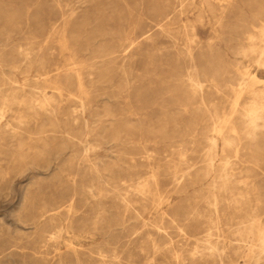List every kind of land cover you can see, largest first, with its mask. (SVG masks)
Masks as SVG:
<instances>
[{
	"label": "rangeland",
	"instance_id": "rangeland-1",
	"mask_svg": "<svg viewBox=\"0 0 264 264\" xmlns=\"http://www.w3.org/2000/svg\"><path fill=\"white\" fill-rule=\"evenodd\" d=\"M263 32L264 0H0V264H222L207 240L243 263L228 226L257 204L264 226V131L251 146L242 117Z\"/></svg>",
	"mask_w": 264,
	"mask_h": 264
},
{
	"label": "bare ground",
	"instance_id": "bare-ground-1",
	"mask_svg": "<svg viewBox=\"0 0 264 264\" xmlns=\"http://www.w3.org/2000/svg\"><path fill=\"white\" fill-rule=\"evenodd\" d=\"M182 16V14H181ZM258 32V31H257ZM264 33V32H263ZM258 38V37H257ZM188 39V38H187ZM249 40L252 41V45L254 44L255 45V51L258 50L257 48V39L255 36L253 35H250ZM194 40V39H193ZM256 40V41H255ZM259 42V41H258ZM264 43V41H262ZM193 43V42H192ZM5 50V49H4ZM243 54V53H242ZM246 54V53H244ZM248 54V52H247ZM258 54V53H257ZM259 58H260V61L262 63V66H264V45L261 47V50H260V54H259ZM248 59V58H247ZM260 64V63H259ZM245 73V72H244ZM243 73V74H244ZM260 81H263V80H260ZM188 84H190L191 88L193 89V93L195 95H197L198 93V90H200L201 92L203 91V88H204V85L201 81H199L198 79L195 78L194 75H191L189 76L188 78ZM249 85H250V82L249 80L245 79L244 77H242L240 80H239V92L242 94L244 93V91L248 90L249 88ZM190 88V89H191ZM236 89V88H235ZM238 89V88H237ZM200 92V93H201ZM240 94V95H241ZM243 95V94H242ZM251 95V94H250ZM255 95V94H254ZM200 96V95H199ZM255 97V96H253ZM259 97V96H258ZM195 98V97H194ZM199 98V97H198ZM241 98V96H240ZM257 98V97H256ZM254 99V98H253ZM201 100L204 101L205 100V97L203 95V92L201 93ZM240 100V99H238ZM259 100V99H258ZM238 103V102H237ZM235 104V103H233ZM205 107V106H204ZM231 111H234L231 110ZM233 113V112H232ZM243 113V112H242ZM216 114V113H215ZM230 115V114H229ZM242 115V114H241ZM211 116V115H210ZM216 116V115H214ZM225 116V115H224ZM223 116V117H224ZM235 116V115H234ZM241 117V116H240ZM246 121L245 122V126H246V138L249 142V144H251V146H256V143H257V140L259 139V134L260 132L264 131V97L262 98V102L259 103L257 102V100H253L251 102V105L249 106V108H247L243 114V116ZM228 118V117H227ZM236 118V117H235ZM216 118L214 117V120ZM218 119V118H217ZM226 119V118H225ZM223 120V119H222ZM230 120H231V117H230ZM243 120V119H242ZM241 120V121H242ZM217 121V120H216ZM233 121V119H232ZM240 121V122H241ZM218 122V121H217ZM223 122V121H221ZM228 122V120H227ZM214 123V122H213ZM216 123V122H215ZM232 123V122H231ZM219 124H221L219 122ZM223 124V123H222ZM230 125V124H229ZM218 126V125H216ZM225 126V125H224ZM231 126V125H230ZM244 126V125H243ZM242 126V127H243ZM227 127V126H226ZM233 127V126H232ZM217 128V127H216ZM231 128V127H230ZM229 129V128H228ZM232 129V128H231ZM234 129V128H233ZM241 130V129H240ZM224 131V130H223ZM228 132V131H227ZM218 134V133H217ZM220 134H222L220 132ZM235 134V133H234ZM219 135V134H218ZM223 135V134H222ZM231 135V133H230ZM221 136V135H220ZM235 136V135H234ZM227 137V135L225 136ZM229 138V137H227ZM223 139V138H222ZM211 140V139H209ZM231 139H228V141H230ZM234 140V139H233ZM209 142V141H208ZM224 142V141H223ZM227 143V142H226ZM234 143V142H233ZM225 144V143H224ZM239 144V143H238ZM228 145H229V142H228ZM232 145V144H231ZM230 145V146H231ZM235 145V143H234ZM225 146V145H224ZM223 146V147H224ZM217 147V144H216V141L215 140H212V144H210V147L209 148V153L212 154V152L216 149ZM233 147V146H232ZM218 148V147H217ZM237 150V149H236ZM217 151V150H216ZM205 152V151H204ZM238 152V151H237ZM209 153H207L209 155ZM215 153V151L213 152V154ZM218 155V154H217ZM214 157V156H212ZM217 157V156H216ZM215 157V158H216ZM208 160V159H207ZM211 163L213 164L215 159H210ZM209 162V163H210ZM231 163L229 160H226L224 162V165H223V169H222V174L221 175H218L214 181L212 182V186H211V194H212V198H213V206L216 210H218L219 208V205L221 203V200L222 198L224 197V201L225 200H230L231 198H234L236 195L235 193L231 192L229 193V190H228V184L230 183L233 175L230 174L229 172V168L231 167L230 166ZM208 166V165H206ZM210 166V165H209ZM221 167V166H220ZM208 169V168H207ZM210 169V168H209ZM213 169V167H212ZM208 172V171H207ZM247 173V172H246ZM212 174V173H211ZM247 177V176H246ZM205 178H206V175H205ZM208 179V178H207ZM177 182V181H176ZM231 184V183H230ZM229 184V185H230ZM232 186V185H231ZM232 188V187H231ZM244 189V188H243ZM232 191V190H231ZM248 191V190H247ZM243 192V191H242ZM240 192V194L238 195V198H239V202H241L240 200L244 199L245 198V195ZM144 194V193H143ZM237 197V196H236ZM163 198V197H162ZM238 198H237V201H238ZM257 198V197H256ZM235 199V198H234ZM259 199V198H258ZM233 200V199H232ZM232 200L230 202H232ZM234 201V200H233ZM245 201V200H244ZM261 201V200H259ZM169 203V202H168ZM223 203V202H222ZM236 204V203H235ZM244 204V203H243ZM249 203H247L248 205ZM237 205V204H236ZM241 205V204H240ZM245 205V204H244ZM240 207V206H239ZM244 207V206H243ZM244 209H247V208H244ZM249 209V208H248ZM252 210V209H251ZM249 211V210H248ZM261 211V207L259 204H257V207L255 209H253V212H251L250 214L247 215V218L249 219L247 224L245 222V220H243L242 217H240V222L236 225H229V232H233L231 237L233 235H236L238 237H240L239 239H236L235 241L238 242V250L235 251L236 254H239L240 250H242V258L244 259V262L241 263V262H237L235 264H262L264 262V226L263 228L259 229V226L262 225V221L260 219V214L259 212ZM250 212V211H249ZM243 213V211H242ZM245 213V212H244ZM237 214V212H236ZM240 215V214H238ZM239 218V217H238ZM211 221V220H210ZM237 221V220H235ZM220 223V222H219ZM146 224V223H145ZM229 224V223H228ZM245 230V231H244ZM164 233V232H163ZM242 233H249V235H247V237L243 238V234ZM255 233H258L257 237H258V245L259 246V249L258 251H255L253 247L254 245V241H253V238L255 237ZM211 235V233H210ZM208 236V235H207ZM207 238V237H206ZM233 239V238H232ZM235 239V238H234ZM206 241V240H205ZM202 243V242H201ZM204 244V243H203ZM205 248H204V252H202L203 255H206L207 257L210 256L211 258L213 257V254L216 253L219 255V260L222 262L223 264V257L222 255L225 253V249L223 248H219L218 246H213L210 248L211 244H210V241L207 240L206 241V244H205ZM231 246V245H230ZM181 247V246H180ZM170 248V247H169ZM246 249H248L249 251V254H247L246 252ZM256 249V248H255ZM208 251V252H206ZM234 252V253H235ZM241 253V252H240ZM175 258H179L178 256H176ZM215 259V258H214ZM152 260V259H151ZM218 260V261H219ZM225 260V259H224ZM226 261V260H225ZM150 262V261H149ZM184 263V262H183ZM154 264V263H153Z\"/></svg>",
	"mask_w": 264,
	"mask_h": 264
}]
</instances>
